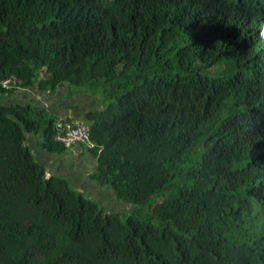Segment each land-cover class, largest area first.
Listing matches in <instances>:
<instances>
[{
    "label": "trees",
    "instance_id": "16d2710c",
    "mask_svg": "<svg viewBox=\"0 0 264 264\" xmlns=\"http://www.w3.org/2000/svg\"><path fill=\"white\" fill-rule=\"evenodd\" d=\"M263 13L264 0H0V82L17 80L0 85V264H264ZM61 86L98 96L85 187L78 166L47 174L72 149L54 140L60 116L20 103ZM97 185L124 207L92 199Z\"/></svg>",
    "mask_w": 264,
    "mask_h": 264
},
{
    "label": "rangeland",
    "instance_id": "374dc122",
    "mask_svg": "<svg viewBox=\"0 0 264 264\" xmlns=\"http://www.w3.org/2000/svg\"><path fill=\"white\" fill-rule=\"evenodd\" d=\"M215 23L219 24L222 27V25L219 22H215ZM12 82L16 84L17 80L13 79L11 81V79L9 78L2 80L0 82L1 88L2 89L6 88ZM65 90L66 89L63 86H61L59 90H53V91L47 90L41 94H38L35 88L30 90H25L24 92L21 93L22 99L20 103L25 105L30 102H34L41 105L42 107L46 106L49 109H52L53 111H55V113L61 116L56 122L58 133L56 134L54 140L56 142L63 144L66 148L71 147L72 149L70 151V154L66 155L64 158L49 156L47 160H50L49 161L50 168L46 169L47 174L65 177L68 179L70 177L75 178L76 173L74 169L76 168V166H78V168H76L78 171L77 175L78 177H81L83 181H85V179L89 178L90 173L95 167L96 159L94 156H90L91 159L87 160L85 156L81 155V152H85V149H91L93 147V144L91 143L89 138L88 126L84 124L83 121H86L85 120L86 113L92 110L95 106H98L97 104L98 96L90 94L87 90L80 93V95L76 94L78 99L76 100L77 97L74 96L75 97L74 100L76 101L73 102L72 95L66 93ZM71 103L77 105L74 106L72 104L71 106ZM74 112H76L77 114H75ZM67 119H70L72 121V125L70 124V122L68 121L66 122ZM75 129L77 132L84 131L89 142L88 144L78 141L66 146L64 143L56 139L57 136L64 135L65 133L67 134L68 131H73ZM69 138H71V136H69ZM97 186H98V192H95L94 195L92 193L90 197L96 200L101 205H103L106 208V210L115 209L117 211H120L124 207L121 202L118 203L116 202V199L114 198L113 195L109 196V194H107V193H111V191L109 190L105 191L104 189L106 188L102 189V185H97ZM86 190L87 188L84 189V191Z\"/></svg>",
    "mask_w": 264,
    "mask_h": 264
},
{
    "label": "built area",
    "instance_id": "2783aa9c",
    "mask_svg": "<svg viewBox=\"0 0 264 264\" xmlns=\"http://www.w3.org/2000/svg\"><path fill=\"white\" fill-rule=\"evenodd\" d=\"M69 136H71V138H69ZM57 140H59L60 142L64 143L66 146L73 144L75 142L81 141L84 143H89L86 134L80 131H68L67 134L65 133L64 135H59L56 138Z\"/></svg>",
    "mask_w": 264,
    "mask_h": 264
},
{
    "label": "clouds",
    "instance_id": "9594fccd",
    "mask_svg": "<svg viewBox=\"0 0 264 264\" xmlns=\"http://www.w3.org/2000/svg\"><path fill=\"white\" fill-rule=\"evenodd\" d=\"M262 18L258 21L255 29H261L260 32L255 36V40L257 45L260 47L259 53L264 56V13L262 14ZM259 60L264 58H257Z\"/></svg>",
    "mask_w": 264,
    "mask_h": 264
},
{
    "label": "crops",
    "instance_id": "0c3cea01",
    "mask_svg": "<svg viewBox=\"0 0 264 264\" xmlns=\"http://www.w3.org/2000/svg\"><path fill=\"white\" fill-rule=\"evenodd\" d=\"M79 95H80V94H79ZM74 96L77 97V95H73V96H72V97H73V102L76 101V100L78 99V97H77L76 100H74V98H75ZM69 98H70V96H69ZM72 104H73V103H71V106H72ZM73 105L75 106V105H77V104H73ZM73 110H74V109H73ZM74 111H75V110H74ZM72 113H73V112H72ZM74 113L77 114L76 112H74ZM56 114H57V113H56ZM59 116H60V115H59ZM60 117H61V116H60ZM78 150H79V149H78ZM49 170H51V169H49ZM75 173H76V172H75ZM77 183H78V185H79L80 187H85V181H84V182H77ZM80 183H81V184H80Z\"/></svg>",
    "mask_w": 264,
    "mask_h": 264
}]
</instances>
